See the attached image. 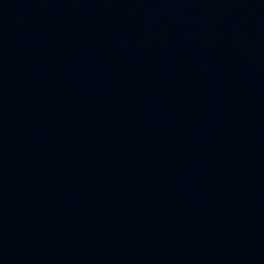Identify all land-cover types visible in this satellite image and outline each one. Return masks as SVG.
<instances>
[{"label":"water","instance_id":"1","mask_svg":"<svg viewBox=\"0 0 264 264\" xmlns=\"http://www.w3.org/2000/svg\"><path fill=\"white\" fill-rule=\"evenodd\" d=\"M0 264H264V0H0Z\"/></svg>","mask_w":264,"mask_h":264}]
</instances>
